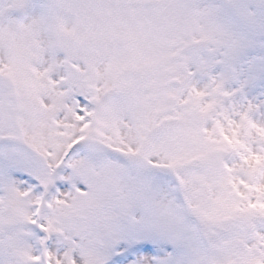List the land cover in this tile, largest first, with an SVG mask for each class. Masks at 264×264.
Instances as JSON below:
<instances>
[{
	"label": "snow or ice",
	"instance_id": "6c2138e0",
	"mask_svg": "<svg viewBox=\"0 0 264 264\" xmlns=\"http://www.w3.org/2000/svg\"><path fill=\"white\" fill-rule=\"evenodd\" d=\"M0 264H264V0H0Z\"/></svg>",
	"mask_w": 264,
	"mask_h": 264
}]
</instances>
